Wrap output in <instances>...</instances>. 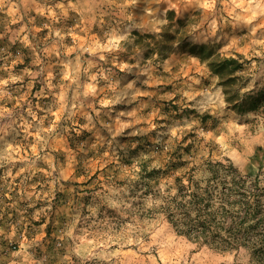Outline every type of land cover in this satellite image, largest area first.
Masks as SVG:
<instances>
[{
  "label": "rangeland",
  "instance_id": "rangeland-1",
  "mask_svg": "<svg viewBox=\"0 0 264 264\" xmlns=\"http://www.w3.org/2000/svg\"><path fill=\"white\" fill-rule=\"evenodd\" d=\"M169 11L188 42L240 57L242 94L264 91V0H0V264H255L159 208L205 159L264 186V102L228 103L181 43L131 44Z\"/></svg>",
  "mask_w": 264,
  "mask_h": 264
},
{
  "label": "trees",
  "instance_id": "trees-1",
  "mask_svg": "<svg viewBox=\"0 0 264 264\" xmlns=\"http://www.w3.org/2000/svg\"><path fill=\"white\" fill-rule=\"evenodd\" d=\"M168 23L158 33L135 32L132 45L145 50L149 57L157 53L165 58L177 43L207 61L222 79L226 100L239 110H258L264 91L242 94L239 90L243 62L240 57L225 56L211 43L187 41L185 19L174 18L169 11ZM236 82H238L236 84ZM202 171L201 178L195 172ZM186 181L177 177L176 192L161 195L160 209L175 229L191 240L220 250L246 249L251 262L264 264V186L260 173H243L230 160L205 159L187 171ZM186 175V174H185ZM184 175V176H185Z\"/></svg>",
  "mask_w": 264,
  "mask_h": 264
}]
</instances>
